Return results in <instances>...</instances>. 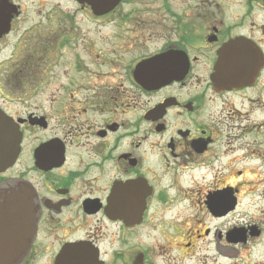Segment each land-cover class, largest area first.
<instances>
[{
  "label": "flooded vegetation",
  "instance_id": "1",
  "mask_svg": "<svg viewBox=\"0 0 264 264\" xmlns=\"http://www.w3.org/2000/svg\"><path fill=\"white\" fill-rule=\"evenodd\" d=\"M9 1L0 110L19 142L0 202L18 210L0 209V264H152L136 240L155 236L172 240L154 258L211 237L238 257L222 220L264 191V1ZM239 232L243 247L260 236Z\"/></svg>",
  "mask_w": 264,
  "mask_h": 264
},
{
  "label": "rangeland",
  "instance_id": "2",
  "mask_svg": "<svg viewBox=\"0 0 264 264\" xmlns=\"http://www.w3.org/2000/svg\"><path fill=\"white\" fill-rule=\"evenodd\" d=\"M19 1L23 7L26 5L24 4L27 0H15ZM68 0H53L54 7H57V4L60 3L61 8H71L74 9L76 6L73 2L67 3ZM151 3H153L151 5ZM157 5V1H139L132 4V9H138V8H148L149 6L153 7ZM87 7H89L87 5ZM90 8V7H89ZM91 9V8H90ZM154 9V8H153ZM89 28H92V25H89ZM27 29V27H20ZM107 30L109 28H106ZM105 32V31H104ZM113 38H108L106 35H103V41H111ZM3 58V53L0 54V60ZM250 107H245V110H249ZM251 136V135H250ZM247 142L250 144L252 141L250 139H246ZM262 169H258V173L262 172ZM250 174V172H249ZM246 175V178H250V175ZM264 176L260 175V184H262V179ZM251 178L253 176L251 175ZM192 187H189L191 189ZM187 190V189H185ZM240 197V204L235 209L233 213L228 215L225 219L222 221H226L227 225H231L233 228L236 229V232L238 233L237 240L234 242V245L232 246L233 249L237 252L238 257L235 256V253H231V255H227L228 258L226 261L224 259H221L220 252L215 248V240L213 237L209 238L208 240L200 242L195 250L193 251H184L183 248H170L164 250L165 254L162 253V258H154L153 254L161 253L158 251V247H166V243L170 241L171 237H169L168 240H164L162 237L155 236L153 238L148 237H140L137 238L136 244H140V249H144L145 247H150L148 249L149 255L152 259V264H264V191L263 192H254L252 194L241 192L239 193ZM190 205L192 202L195 203L196 198L193 195H188ZM182 215L180 220L184 221L185 223V229H189L193 226V220L195 216L198 214L194 207L190 206H183L182 208ZM220 221L221 223H223ZM213 223V222H207L206 225L210 227H213L215 224H221V223ZM223 226V228H228V226ZM257 228L260 230V236H253L250 242L247 244V246H242V243L238 240L242 238V234L239 232L242 229L247 228ZM242 228V229H241ZM252 230V229H251ZM235 233V232H234ZM254 238V239H253ZM172 240V239H171ZM217 243V242H216ZM224 243V246H226L224 240L220 242ZM133 244V242H132ZM238 245V246H237ZM240 245V246H239ZM229 247V245H228ZM153 249V250H151ZM138 250V249H136ZM151 250V251H150ZM152 253V255H151ZM186 253L188 256H183L182 254ZM153 256V257H152ZM235 257V258H234ZM165 260V261H162Z\"/></svg>",
  "mask_w": 264,
  "mask_h": 264
},
{
  "label": "water",
  "instance_id": "3",
  "mask_svg": "<svg viewBox=\"0 0 264 264\" xmlns=\"http://www.w3.org/2000/svg\"><path fill=\"white\" fill-rule=\"evenodd\" d=\"M81 4H87L94 13L104 14L112 10L120 0H77ZM16 7L9 3V0H0V18L6 19V28L3 32L9 30V17L15 12ZM10 12V13H9ZM19 142V133L15 125L9 118L0 111V171L7 168L14 161ZM4 203L0 202V209H6L11 212L8 216H15L16 207L14 197L6 196ZM24 217V214H23ZM25 243V240H24ZM10 257H7V264Z\"/></svg>",
  "mask_w": 264,
  "mask_h": 264
}]
</instances>
